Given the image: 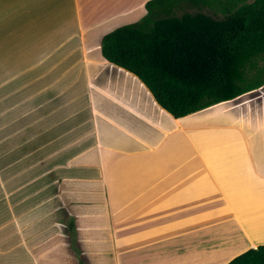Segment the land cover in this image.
Wrapping results in <instances>:
<instances>
[{"label": "crops", "instance_id": "obj_1", "mask_svg": "<svg viewBox=\"0 0 264 264\" xmlns=\"http://www.w3.org/2000/svg\"><path fill=\"white\" fill-rule=\"evenodd\" d=\"M147 1L0 0V264H88L92 240L115 264H226L264 244V135L220 158L206 136L240 126L174 117L103 56ZM262 93L231 100L264 112Z\"/></svg>", "mask_w": 264, "mask_h": 264}, {"label": "trees", "instance_id": "obj_2", "mask_svg": "<svg viewBox=\"0 0 264 264\" xmlns=\"http://www.w3.org/2000/svg\"><path fill=\"white\" fill-rule=\"evenodd\" d=\"M219 1L148 0L140 20L103 36V56L135 74L176 118L257 89L264 85V0L200 10ZM226 264H264V244Z\"/></svg>", "mask_w": 264, "mask_h": 264}, {"label": "rangeland", "instance_id": "obj_3", "mask_svg": "<svg viewBox=\"0 0 264 264\" xmlns=\"http://www.w3.org/2000/svg\"><path fill=\"white\" fill-rule=\"evenodd\" d=\"M223 0L219 2H215L214 7L210 6H204L201 7L200 10L215 14L216 8H221ZM184 10L189 11H197L198 8H186V9H180L178 10V14H181ZM220 16V15H218ZM264 63L263 60L259 61V65L262 66ZM264 96V93H262V97ZM264 100V97L263 99ZM244 101V100H243ZM242 102L233 105L232 100L219 103L216 105H213L209 108L194 112L189 115V117L192 118H200L201 120H205L207 122L215 123V124H222L226 125L227 123H234L241 127L242 131H239L237 129H222L219 130L218 133L210 131L208 134L209 136H206L208 141L206 142V146L210 147L212 151H216L219 154V157L222 158L224 155L232 154L231 151L233 149L228 146V142L226 139L229 138H235L236 141L235 144L237 146L236 153L240 154H248L250 152H258L259 146H261V139H258L260 135H264V112L260 109L257 111L255 110H249V108H246V105L240 108ZM241 104V105H240ZM196 127V125H194ZM200 128L199 130H201ZM208 144V145H207ZM205 152V151H204ZM208 152V151H206ZM256 154V153H255ZM247 162L249 160L245 159ZM255 166V162H254ZM92 248H94L97 252L93 251L92 255L87 256L88 260L85 259V263L88 264H115L113 262L112 254L110 251L107 253L105 252L108 250L109 241H103V244H106L103 247L104 254L101 255L100 250V244L101 242L99 240H92L89 241ZM77 257H79L80 260H82V257L80 256V251L77 253ZM108 260V263H106ZM84 264V263H83Z\"/></svg>", "mask_w": 264, "mask_h": 264}, {"label": "built area", "instance_id": "obj_4", "mask_svg": "<svg viewBox=\"0 0 264 264\" xmlns=\"http://www.w3.org/2000/svg\"><path fill=\"white\" fill-rule=\"evenodd\" d=\"M256 248V247H255Z\"/></svg>", "mask_w": 264, "mask_h": 264}]
</instances>
